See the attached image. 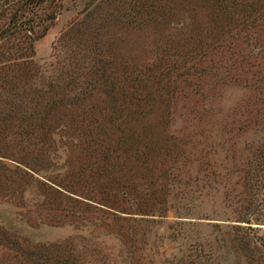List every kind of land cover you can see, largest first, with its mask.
Here are the masks:
<instances>
[{"label":"rangeland","instance_id":"rangeland-1","mask_svg":"<svg viewBox=\"0 0 264 264\" xmlns=\"http://www.w3.org/2000/svg\"><path fill=\"white\" fill-rule=\"evenodd\" d=\"M215 1L0 0V264H264V17Z\"/></svg>","mask_w":264,"mask_h":264},{"label":"trees","instance_id":"trees-1","mask_svg":"<svg viewBox=\"0 0 264 264\" xmlns=\"http://www.w3.org/2000/svg\"><path fill=\"white\" fill-rule=\"evenodd\" d=\"M31 1L32 0H26V2L23 3L21 7L25 6L26 4H30ZM44 1H47V0H43V1L39 0L38 3H42ZM235 1L236 0H216L215 7L218 8L219 10H222L225 13V15L228 17L226 19L229 20L231 16L230 13L234 8L232 5L234 6L236 5ZM242 7H243V10H239L238 12L236 11V13L242 17L243 16L251 17L254 14H256L257 17H259V19L264 17V0H248V2L242 5ZM58 102L60 103V101H56L49 108H55ZM109 107L113 109V111L111 112V115L117 113L118 110L116 112L114 110L115 108H117L116 106L109 105ZM49 108L48 110H50ZM62 108H65V106ZM113 117L117 118L116 116H113ZM117 142H119L118 139H117ZM242 181H243V184H242L243 193L246 194L245 196L249 197L247 199L248 204L246 206L248 208L247 212L250 211V213H252L255 211V208L257 209L259 208L264 211V142L262 146L258 149L255 159L253 160V162L247 169L246 174L244 175V177H242ZM241 223L249 224V221H247L246 219H243ZM246 229L250 231L251 227L247 226ZM246 238L250 239L251 242H253V244L255 245L254 247L260 248L264 255V238L259 237L258 239V238H254L251 235L250 236L248 235V237L246 236ZM248 244H246L245 246H248Z\"/></svg>","mask_w":264,"mask_h":264}]
</instances>
